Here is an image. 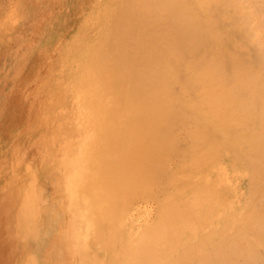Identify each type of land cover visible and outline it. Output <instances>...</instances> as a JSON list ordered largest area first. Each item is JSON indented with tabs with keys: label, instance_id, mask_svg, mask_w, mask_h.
<instances>
[{
	"label": "bare ground",
	"instance_id": "bare-ground-1",
	"mask_svg": "<svg viewBox=\"0 0 264 264\" xmlns=\"http://www.w3.org/2000/svg\"><path fill=\"white\" fill-rule=\"evenodd\" d=\"M78 1L0 17V264H264V0Z\"/></svg>",
	"mask_w": 264,
	"mask_h": 264
},
{
	"label": "rangeland",
	"instance_id": "rangeland-1",
	"mask_svg": "<svg viewBox=\"0 0 264 264\" xmlns=\"http://www.w3.org/2000/svg\"><path fill=\"white\" fill-rule=\"evenodd\" d=\"M18 1L21 3L20 9V17L24 12L27 11V5L31 4H38L41 6H45L46 3L49 5V8L53 10V14H49V18L52 24H57L54 28H51L48 32H45L39 28H48V25L40 24L38 26L39 32L45 35L40 42L33 47V49H42L44 45L50 43L55 37L61 36L68 28H70L71 22L76 21L78 16L80 15V3L78 0H56L58 1L57 4L48 3L46 0H0V17L2 14H5L13 4ZM62 10V16L58 17L59 12ZM27 47L23 44L22 41H18L16 44V50L18 51L19 59L23 56L24 52L26 51Z\"/></svg>",
	"mask_w": 264,
	"mask_h": 264
}]
</instances>
